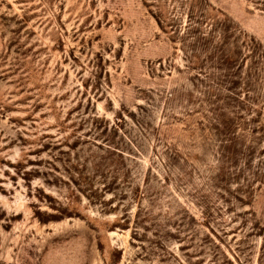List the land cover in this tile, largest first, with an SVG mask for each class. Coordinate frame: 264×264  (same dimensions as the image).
Listing matches in <instances>:
<instances>
[{"label":"rangeland","instance_id":"1","mask_svg":"<svg viewBox=\"0 0 264 264\" xmlns=\"http://www.w3.org/2000/svg\"><path fill=\"white\" fill-rule=\"evenodd\" d=\"M0 264H264V0H0Z\"/></svg>","mask_w":264,"mask_h":264}]
</instances>
